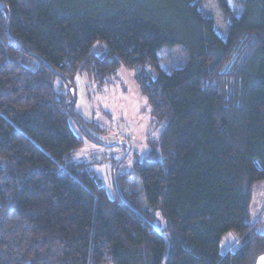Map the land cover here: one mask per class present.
<instances>
[{"label":"trees","instance_id":"trees-1","mask_svg":"<svg viewBox=\"0 0 264 264\" xmlns=\"http://www.w3.org/2000/svg\"><path fill=\"white\" fill-rule=\"evenodd\" d=\"M203 1L0 0V264L264 255L252 216L264 182V0L244 1L226 40ZM122 68L167 125L132 172L117 169L111 199L77 159L76 129L90 140L101 129L76 111L74 86L81 74L105 88Z\"/></svg>","mask_w":264,"mask_h":264},{"label":"rangeland","instance_id":"rangeland-1","mask_svg":"<svg viewBox=\"0 0 264 264\" xmlns=\"http://www.w3.org/2000/svg\"><path fill=\"white\" fill-rule=\"evenodd\" d=\"M244 1L227 0L228 13L219 0L202 2V11L214 20L216 32L223 40L227 39L233 18L243 13ZM134 77L133 71L122 68L105 88H100L87 75L79 74L75 78L76 111L101 129L94 134L96 140L88 139L76 129L84 142L77 159L91 165L111 199L116 198L115 170L118 169L120 175L132 172L135 164L150 154L151 142L161 138L167 125L153 118L149 101L141 94ZM263 211L264 182L254 189L252 216L258 224L259 219L264 223ZM260 230L264 234V226H260Z\"/></svg>","mask_w":264,"mask_h":264},{"label":"crops","instance_id":"crops-1","mask_svg":"<svg viewBox=\"0 0 264 264\" xmlns=\"http://www.w3.org/2000/svg\"><path fill=\"white\" fill-rule=\"evenodd\" d=\"M232 238H233L232 236L228 237V240H227V242L225 244L226 253L230 252V251H233L237 247L236 240H232Z\"/></svg>","mask_w":264,"mask_h":264},{"label":"water","instance_id":"water-1","mask_svg":"<svg viewBox=\"0 0 264 264\" xmlns=\"http://www.w3.org/2000/svg\"><path fill=\"white\" fill-rule=\"evenodd\" d=\"M71 91H72V93H74V90L72 87H71ZM116 171H117V169L115 170V176H116ZM256 264H264V255H262L261 257L258 258Z\"/></svg>","mask_w":264,"mask_h":264}]
</instances>
